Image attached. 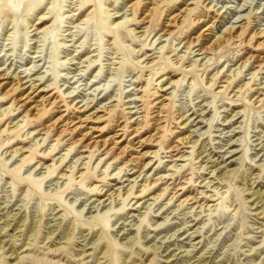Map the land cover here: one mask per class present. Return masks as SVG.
I'll return each instance as SVG.
<instances>
[{"label":"rangeland","instance_id":"rangeland-1","mask_svg":"<svg viewBox=\"0 0 264 264\" xmlns=\"http://www.w3.org/2000/svg\"><path fill=\"white\" fill-rule=\"evenodd\" d=\"M133 1L0 0V69L45 90L34 119L0 90L12 130L0 133V264H264V67L241 65L264 48L185 44L250 11V33L264 28V0ZM173 15L185 17L158 39ZM91 113L101 119L64 130ZM89 129L108 153L72 145ZM129 155L139 162L123 165Z\"/></svg>","mask_w":264,"mask_h":264},{"label":"bare ground","instance_id":"bare-ground-1","mask_svg":"<svg viewBox=\"0 0 264 264\" xmlns=\"http://www.w3.org/2000/svg\"><path fill=\"white\" fill-rule=\"evenodd\" d=\"M164 0H156L155 1V5L158 6L160 3H162ZM246 1V0H245ZM136 2L137 0L133 1L130 3L129 5V10L130 11H133L134 7L136 6ZM192 7V6H191ZM189 7V8H184L182 10V13L186 12H189L192 10V8ZM247 7V6H246ZM156 7H151L149 8L147 11H142L141 10V14L140 16H138L137 18L138 19V23H145L147 21H149L153 15V11ZM143 9V8H142ZM135 15V14H134ZM208 15V14H207ZM184 17L185 15H173L171 18H170V21L169 23L166 25V26H162L160 28V36H158V39L164 37V36H169L168 39H170L174 33V30L172 29L173 27V23H177V24H181V22L184 20ZM135 16L133 18L134 21H136L137 19ZM41 19V22H39L40 24H42L45 20V17L43 15H41V17L39 18V20ZM250 19H251V11L249 13H247V15L245 17H243L240 21H243V23L239 24L238 26H228L221 34H218L216 36H208L209 32L208 31H212V29L214 28L213 26V23L211 24H207L204 26V28L195 36V37H192V38H188L187 41L185 42L186 44V48H190L191 50V47H194V46H197L201 43L200 45V51H201V54H207V53H211V52H215L217 50H223L227 47H230V45L236 43V42H246L247 40L249 41L250 39L252 38H256L255 39V47H263L264 48V28H256L254 30H252V32L250 33V29H249V22H250ZM200 20V18H199ZM207 20V19H206ZM253 20V19H252ZM204 21V20H203ZM195 23H200L201 24V21H194ZM120 23V21L116 22V24L118 25ZM163 25V24H162ZM147 27V26H146ZM145 27V29H146ZM254 27V26H253ZM38 29V28H36ZM145 29L142 30V34L140 36H142L144 33H145ZM45 30V28H43V31ZM250 33V34H249ZM162 49V48H160ZM263 54V53H262ZM206 57V56H205ZM250 59H253L254 63H256V68L255 69H258L259 68V71H261V68L264 67V54L261 55L260 53H258L257 55H253V56H249L247 57L242 63L241 65H245L246 62H248V60ZM74 60V59H72ZM2 69V68H1ZM0 69V90L2 91L1 92V99L2 98H7L8 96H12L13 97V100H12V105L14 104L15 106H19V107H22L25 114L32 117L33 119L34 118H37L39 115V106L42 105V104H34L33 105H30V101L31 102H34V96L35 95H39L43 92H45L44 89H38V87H35L36 84H34V82H31L29 84H27L30 80H26V81H23L22 77H20L18 74L16 75H12L9 73V71H7L6 69L4 70H1ZM218 73V72H217ZM254 73V72H252ZM35 73L33 74H28L26 76H24L25 78L26 77H30L32 75H34ZM165 79V78H163ZM37 80V79H36ZM173 82H171L172 84ZM22 87V88H20ZM20 89H24V91H26L28 89L27 92H19ZM32 94H34V96H32ZM156 97V96H155ZM259 98V96L256 97V100ZM48 98H46L44 95L41 96V99L39 101L41 102H45L47 101ZM56 100V99H55ZM153 100V99H152ZM157 101V100H156ZM160 101V100H159ZM257 101H261V98H259ZM38 103V102H37ZM48 103H49V100H48ZM157 103H160V107H158L156 109V111H153V112H156V115H159L161 112H162V109L164 108V104L162 102H157ZM165 103V102H164ZM50 106L53 105V102H50L49 103ZM154 103H152L153 105ZM105 106V105H103ZM41 107V106H40ZM88 105H86V109H87ZM90 108V107H89ZM6 109V108H5ZM111 109V108H110ZM88 110V109H87ZM86 110V111H87ZM95 110V109H94ZM64 111V110H63ZM97 113V112H96ZM96 113H91V114H88L86 115L83 119L79 120L78 123H72L71 125H68V127H65L64 130H69V131H79L81 133V130L80 128L84 127V126H81L83 124V122H86V121H97L98 119H101V116H98ZM102 113V112H101ZM152 115V114H151ZM65 117V116H64ZM44 119V118H43ZM64 120V119H63ZM78 120V119H77ZM68 121V120H67ZM70 121V120H69ZM71 122V121H70ZM156 122V121H155ZM154 122V123H155ZM66 124V123H65ZM141 124V122H140ZM153 124V123H152ZM151 124V126H152ZM16 126H19L17 124H15ZM47 126L48 125H45L43 130L45 129L46 131L48 130L47 129ZM57 128V127H56ZM61 128V127H60ZM158 128V127H157ZM155 130L154 133H152L149 137H152V136H155L157 135L159 130ZM85 129V127H84ZM92 130H94L95 128H90ZM88 130L84 133L81 134V137L75 139L73 142H72V145H77V144H80L82 145L83 147L85 148H93L95 150H98L99 148H103L105 150V153H108L112 147H108L105 146V143H106V139H100L98 138L99 136H93V137H88V135H91L90 134V131L91 130ZM63 128L58 132V135L62 132ZM12 131V130H11ZM11 131H9V128L6 126L4 128H2L0 130V133L1 135L3 134H9ZM58 131V130H57ZM40 131L39 130H36L34 133H39ZM75 134V133H74ZM122 136V135H121ZM76 137V136H75ZM4 140H1L0 143H3ZM130 142V141H129ZM179 142L180 143H183V144H186V143H189L190 141L187 140V138H180L179 139ZM178 143V142H177ZM180 143L176 144V145H173L170 147L171 150H176L178 145H180ZM128 144V143H127ZM132 144V143H131ZM70 147H71V144H70ZM119 147V146H118ZM30 148V147H29ZM135 149V148H134ZM181 149V148H180ZM21 151L20 147L19 148H15L14 150L11 151V153L15 152V153H19ZM86 151V150H85ZM10 153V154H11ZM77 153V152H76ZM79 153V152H78ZM82 153V152H81ZM123 154V151H118L115 153V157L117 156H120ZM127 154V153H126ZM141 155H148L147 152L145 153H142ZM177 154L175 155H171L169 157H174L176 156ZM181 156V155H180ZM180 156L179 157H174L173 160H179L180 159ZM83 156L82 155H78V158L77 159H80L82 158ZM38 158V157H37ZM142 158V157H141ZM141 160V159H140ZM139 162V157H134V156H131L129 155L128 158H124V162H123V165H126V164H132V163H137ZM148 163H144V161H142L140 163L139 166V169L141 170H137L138 171V174L135 178H138V177H141L142 176V179L144 177V174L143 173V169L144 167H146ZM175 164V163H174ZM43 165V163L41 164ZM174 166V165H173ZM41 167V166H40ZM47 167V165H46ZM70 167V166H69ZM132 168V167H131ZM135 168V167H133ZM138 169V168H137ZM125 170H121L120 172H124ZM145 173V172H144ZM123 177V176H122ZM159 179H162V176H160ZM134 181V180H133ZM157 181V180H156ZM136 183H134V185H131L130 188H129V191H131V189H134V186H135ZM151 184V183H150ZM122 187V186H121ZM142 187V186H141ZM141 193H145L147 191V189L145 190V185H143L142 189H141ZM120 190L118 192L117 195H115V192L114 193H109L108 194V197L104 199V201L106 199H109V198H112L114 195L117 197L119 196L120 194ZM263 192V191H262ZM131 193V192H130ZM133 193V191H132ZM253 194H257V198L259 199L258 201H262V197H261V193H258V192H254ZM141 195V194H140ZM174 195V194H173ZM172 195V197H173ZM160 197V194L157 193V195H154V196H151L150 198L148 199H153V200H157L158 198ZM147 199V200H148ZM193 199V198H192ZM147 200L144 202L146 203ZM98 202L101 203L102 200H98ZM184 201V199L182 200ZM181 201V202H182ZM129 204V203H126V205ZM141 205V204H140ZM203 204H199L197 207H202ZM262 205H264V202H262ZM141 207V206H140ZM33 230V229H32ZM1 243V242H0ZM15 248L13 246L10 245V251L11 253L15 252L14 250Z\"/></svg>","mask_w":264,"mask_h":264}]
</instances>
